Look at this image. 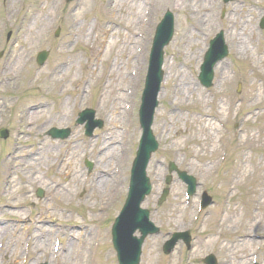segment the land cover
<instances>
[{"label": "rangeland", "instance_id": "obj_1", "mask_svg": "<svg viewBox=\"0 0 264 264\" xmlns=\"http://www.w3.org/2000/svg\"><path fill=\"white\" fill-rule=\"evenodd\" d=\"M61 1L0 0V51L3 52L0 60V115L11 111L10 115L4 117L8 118L11 131L25 136L31 134L33 142L39 144L43 141L40 150L49 152L48 155L39 154L37 162L32 156L26 163L28 176L24 181L28 183L36 174L38 182L32 181L30 186L25 187L16 185V191L6 194L1 204L6 202L10 206H25L26 201L20 198L18 191L26 188L31 192L42 181L41 187L49 188V192L55 195L50 182L54 185L61 183L65 187L62 197L72 195L75 198L71 209L77 211L78 216L75 215L73 223L79 224L82 216L85 218V226H75L84 228L78 238L84 236L90 241V229L93 227H90V218L99 217V211H105L103 219L114 217L116 208L123 201L128 170L140 134L137 110L154 27L164 12L169 10L174 17V34L164 48V80L152 123L158 148L147 168L153 185L148 199L154 203L165 185L163 177L169 175L167 164L174 162L180 170L196 178L198 188L194 202L197 195L203 193L216 203L197 215L194 202L191 206L183 205L184 186L172 174L170 200L167 203L169 210L170 207L172 209L168 215L161 212L166 207L161 211L154 209L152 217L161 226V231L158 236L145 238L140 264H202L201 259L208 254H213L218 264H250L253 260L264 264V30L259 28L260 20L264 18V0H235L226 5L220 0H178L176 6H165L156 0L151 27L146 35L141 33L138 25H131L141 22L142 0L141 3L134 0V9L138 10L136 14L128 11L132 0H77L66 6H61ZM201 6L205 8L202 11ZM61 9L62 17L57 22ZM58 25L62 26L64 34L60 40L53 37ZM104 27L107 33L101 39L99 35ZM220 30L224 33L229 53L225 60L214 67L213 86L205 89L197 80L203 51ZM9 33L10 39L6 41ZM142 37L145 38L143 62L135 60L128 63L129 52L138 58L140 43L134 41H141ZM231 37H234V41ZM197 49L202 52L198 60L195 54ZM39 51H49L42 68L35 63ZM113 63L119 66L116 74L112 73ZM116 94L122 98V110L126 105L130 106L129 111L125 110L117 117L112 114ZM61 103H68L65 115L60 116L62 108L57 116L53 115L54 109H58ZM84 106L94 109L96 118L105 120L104 128L95 131L91 139L84 136L82 126H75L73 138L61 144H54L46 137V131L51 126L73 125L71 118L76 110L72 112L71 109ZM28 108H47L49 111L43 116L39 110L30 122H25ZM52 115L54 118L47 120ZM200 120H204V124L209 123L212 132H216L218 144L214 153V144L208 146L204 135L189 136L190 129ZM113 134H116L114 143L110 140ZM193 144L199 148L198 156L194 154ZM51 145L59 147V150ZM222 147L228 148V155L218 168ZM69 148H72V157L79 161L76 166L80 171H76L75 179L74 172L65 182L52 175L59 155L61 152L66 155ZM105 149H111L114 155L109 164L102 162L100 157ZM85 153L89 161L97 163L94 172L102 171L110 176L115 168L121 169L120 178L114 183V191L106 189L100 194L94 185L87 184V199H79L84 170L82 154ZM53 161L51 169H48L46 164ZM45 171L47 180H42ZM93 171L88 182L95 180ZM249 174L250 177L246 179ZM15 196L16 203H13ZM50 202L55 205L60 201L46 200L34 210L28 204L20 211L0 214V219L8 223L5 226L8 230L12 220L28 216L33 220L35 213L39 214L42 206ZM219 208L223 214L219 213ZM50 212L51 219L61 223L64 222L63 218L69 216L66 206L50 208ZM194 217L196 221H193ZM48 219L50 222V218H45ZM48 227L51 229L50 225ZM24 229V226L20 227L17 233L21 235ZM181 230L190 231L191 248L188 250L179 242L171 255L166 257L161 251L166 233ZM51 238L52 235L49 237V253ZM150 245L157 247L151 248ZM101 249L102 255L105 254V247ZM22 251L20 247L8 259L0 255V264H19ZM150 251L152 257L157 253L155 262H152V258L147 260ZM85 252L84 248L80 258L72 260L71 264L77 261L87 264ZM31 256L33 263L37 260L38 264L47 263L41 254L32 253ZM100 260V264H115L110 251Z\"/></svg>", "mask_w": 264, "mask_h": 264}, {"label": "bare ground", "instance_id": "obj_2", "mask_svg": "<svg viewBox=\"0 0 264 264\" xmlns=\"http://www.w3.org/2000/svg\"><path fill=\"white\" fill-rule=\"evenodd\" d=\"M158 1L160 3H162V4H164L165 6H167V5L176 6L177 3H178V0H158ZM140 3H141V0H140ZM141 4H144L143 10L141 12V14H142L141 22L139 21L138 24L134 22L131 25L134 26V27H136V25H138L139 28L142 29L143 35H146V33L148 34V30L151 27V21H152V16H153L154 6L156 4V0H142ZM134 6H135V3H134V0H132V2H129L128 11L129 12L132 11L133 13L136 14L138 12V10H135ZM204 9L205 8L203 6H201L200 10L202 11ZM242 31L244 32L245 28L242 29ZM105 33H107V31H106V29L104 27V28H102V31H101V34L99 35V37L101 39H103L102 36H104ZM236 38H237V35H236ZM143 39H145V38H143ZM231 39L234 41V37H231ZM141 42L142 41H140V43ZM188 42H189V40L187 41V43ZM134 43H138V41L135 40ZM142 45H143V47L145 46L144 41L142 42ZM244 51H246V50H244ZM195 54H196V57H197L196 60H198L199 57H200L201 51H199L197 49L195 51ZM143 55L144 54L142 53L139 58H135L134 55L129 52L126 61L128 63L129 62H133L135 60L143 62ZM118 71H119L118 64L113 63V65H112V73L116 74ZM120 88L121 87L119 85V89ZM121 101H122V98L119 96V94L118 95L116 94V96L114 97V100H113V107H112V114L116 115V117L118 115H121L122 113H124V111L121 109V106H120V102ZM38 110L39 109H34V108H29L28 110H26V113H25L26 121L25 122H30L31 121L30 119H32L34 116H36V114L38 113ZM41 113H42V111H41ZM204 123H205L204 120H200V123L198 125L193 126L192 129H190V135L189 136H194L195 137L196 135H199V134L204 135L206 137V141H207L208 146H210V145L213 146V144H214V146H213L214 149H212V153H214L216 151V149H217V146H216L217 140H215L216 139V132H214V133L212 132L213 130L211 129L209 123H207V124H204ZM115 137H116V134L115 135L113 134L112 138L110 139L112 143H114V141H115L114 138ZM184 138H189V137H184ZM193 148L195 149L194 150V152H195L194 154L196 156H198L200 154L199 153V148L196 146V144H193ZM101 155H103V158H104V159H102V156H101V160H102V162H105V164L106 163L108 164V163L112 162L113 159H114L113 152L110 151L109 149H107L104 152H102ZM66 161H68V160H66V156H65L63 164H65ZM115 179L117 180L118 177H115ZM94 188L97 191L101 192V194H103L104 191H106V189H107V191H112L113 190L111 181H109L106 178H104L101 174H98V177H97L96 181L94 182ZM231 216H232V214H231ZM47 231H50V230H47ZM56 233H58V232H56ZM70 233H73V232L70 231L68 234H70ZM74 233L76 235H78L77 231L74 232ZM6 235H7V230L4 227L0 228V236L1 237H5ZM53 238H54V236H53ZM35 240H38V242H36V243L33 242V247H32L33 252H36L38 254L40 252L41 253H45V255H44L45 259H48L47 261L49 262V264H52V261L50 260L51 257L49 256V253H48V243H47V241H40L39 239H35ZM82 240H83L82 238L78 242H73V241H69L68 240L67 243H66L65 249L62 251L61 248H60V250L58 252V260H57V263H55V264H61V263L69 264V262L71 264L72 260L79 259L81 252L84 250L83 247H82ZM22 243H23V240L18 235H14V236L9 237L8 239L5 240L4 252L2 254H6V253L9 254V253L16 252L19 249V247L21 246ZM12 255H14V254H12ZM77 262H76V264H81V263H77Z\"/></svg>", "mask_w": 264, "mask_h": 264}, {"label": "water", "instance_id": "obj_3", "mask_svg": "<svg viewBox=\"0 0 264 264\" xmlns=\"http://www.w3.org/2000/svg\"><path fill=\"white\" fill-rule=\"evenodd\" d=\"M161 27H162V25L160 26V28ZM170 35H171V27L169 24V26L166 27L164 38L161 39L158 36L156 39V42H155V45L153 48V52H152V57H151L152 61H151V65H150V71H149V75H148L147 82H146V90H145V96L146 97H147L148 93H153V94L155 93L156 88H157V86L161 80V73L159 71L160 64H161L160 50ZM219 41H220V37H218L215 41H213L211 43V48H210L208 54L206 55L205 65L208 63L209 58L210 59L213 57H215L216 59L218 58L217 52H215V49H213V46L215 45V47H216V44H218ZM222 52H223V54L225 53L224 51H222ZM43 59H44V57H41L39 63L42 62ZM205 65L202 67V69L205 68Z\"/></svg>", "mask_w": 264, "mask_h": 264}]
</instances>
